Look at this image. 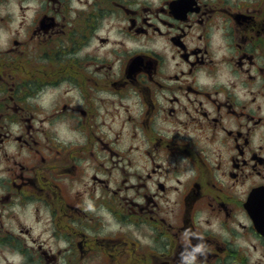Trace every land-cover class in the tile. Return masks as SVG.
<instances>
[{
    "label": "flooded vegetation",
    "instance_id": "af4514ba",
    "mask_svg": "<svg viewBox=\"0 0 264 264\" xmlns=\"http://www.w3.org/2000/svg\"><path fill=\"white\" fill-rule=\"evenodd\" d=\"M75 3L0 0V262L264 264V0Z\"/></svg>",
    "mask_w": 264,
    "mask_h": 264
},
{
    "label": "clouds",
    "instance_id": "9594fccd",
    "mask_svg": "<svg viewBox=\"0 0 264 264\" xmlns=\"http://www.w3.org/2000/svg\"><path fill=\"white\" fill-rule=\"evenodd\" d=\"M72 7L80 8L81 5L75 3V0H73ZM71 15L75 17L76 12L73 11ZM230 31H231V28L223 20H218L215 24H213L209 28L208 35L211 41V47L214 50L215 59L218 61L221 60V58L224 56L231 55L233 52V49L231 47L232 37L228 34ZM197 35H199L198 32H197ZM160 39L163 42V38H160ZM178 59L179 57H177V60ZM224 67L228 69L230 66L225 64ZM196 77H197V84L201 86H204V85L211 86L214 84H225L228 87H231L230 81H234L237 79V77L229 75L228 72H226L224 76H221L219 80H216L211 76L206 77V73L204 70H200L199 72H197ZM235 91L238 96L243 95L239 86L237 87ZM37 95L39 97L47 98L51 96L52 93L48 89H41V91ZM77 99H80L78 93H77ZM29 100L34 103L37 102L36 98L34 97H29ZM80 103H83L82 99H80ZM41 106L44 108H47L49 105L48 103L45 102V103H42ZM15 127L16 126L13 125L14 130H15ZM64 127L66 128V125ZM76 135L80 137L81 143L85 142L86 137H83L80 133H76ZM60 138L64 140L65 142H67V140L72 139L71 136H68L65 139L63 134H61ZM192 175H194V172L190 171L186 173L185 175L181 176L180 179L184 180ZM132 182L135 183V179H133ZM88 210L95 211L94 205L91 202L88 203ZM104 211L109 217H111V213H108L106 209ZM204 218H205L204 216L200 217L201 223H203ZM245 222L247 223L248 221H245ZM128 227L131 228L132 225H128ZM205 227H208V226L205 225ZM120 228H121L120 223L113 219L111 221L110 226L106 230L107 231H117V230H120ZM225 236H227V233H225ZM62 246H66V245H62ZM185 251H188V249H185ZM206 251L207 249L204 244H197L195 246H192L188 255H184V253L180 254V264H196V260H197L196 253H199V252L205 253ZM6 255H7L8 260L12 261L13 264H21V261L24 259V257L19 252H15L12 254L6 253ZM256 256L258 257L259 253H256ZM0 264H3V262H0Z\"/></svg>",
    "mask_w": 264,
    "mask_h": 264
},
{
    "label": "rangeland",
    "instance_id": "374dc122",
    "mask_svg": "<svg viewBox=\"0 0 264 264\" xmlns=\"http://www.w3.org/2000/svg\"><path fill=\"white\" fill-rule=\"evenodd\" d=\"M21 3H22V5L25 7L26 5H25V1H21ZM14 8H17V7H14Z\"/></svg>",
    "mask_w": 264,
    "mask_h": 264
}]
</instances>
